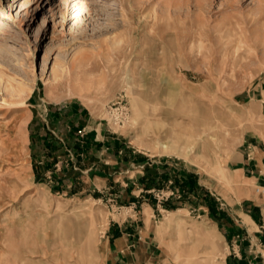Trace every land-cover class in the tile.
<instances>
[{"label":"rangeland","instance_id":"obj_1","mask_svg":"<svg viewBox=\"0 0 264 264\" xmlns=\"http://www.w3.org/2000/svg\"><path fill=\"white\" fill-rule=\"evenodd\" d=\"M261 2L0 0V264H109L114 225L131 235L125 264H225L230 247L205 197L139 185V203L130 202L127 179L104 184L80 172L66 187L53 173L84 159L134 180L148 161L168 159L228 184L223 169L246 122L236 94L264 77ZM246 13L253 20L242 30L214 29ZM164 130L192 138L164 148L154 134ZM31 131L56 148L38 175L33 162L47 154L32 147ZM89 135L101 146L77 155L73 142ZM257 245L264 250L248 247Z\"/></svg>","mask_w":264,"mask_h":264},{"label":"crops","instance_id":"obj_2","mask_svg":"<svg viewBox=\"0 0 264 264\" xmlns=\"http://www.w3.org/2000/svg\"><path fill=\"white\" fill-rule=\"evenodd\" d=\"M236 96L235 101L244 104L246 122L241 136L238 137L236 144L228 153L223 169L228 177V184L214 174H207L198 169L184 166L176 167L177 163L168 159L163 161L153 159L150 161L151 163L148 161L144 167L145 176H143V170L136 169L135 173L138 172L139 176H134V180L131 178L132 175L128 173L129 170L120 171L121 176H116L113 175L115 172L109 170L108 167H105L108 170L97 166L86 167L85 164H82L83 162L86 163L85 160L79 159L77 161L79 168L65 170L64 174L61 175L58 172L53 173L55 183L69 187L71 181L77 180L79 173L82 172L87 174V178L90 174H94V178L101 180L104 184L108 182L118 185L115 183H120L117 182L120 178L127 179L128 182L125 185H133L131 194L126 195L128 201L131 199L130 202L139 203L140 200L136 197L142 188L138 189V193L134 191V188L139 185L152 189H164L169 186L179 188L186 199L194 194L205 197L204 205L210 209V214L217 221L216 225L223 228V237L230 247L225 258V264H264V250H260V245H257L255 250L253 246L248 247L250 243L264 242V235L257 234V230H255V226L259 222L260 209L264 206V189L263 192H259V188H264V77L252 78L248 89L243 93L236 94ZM47 142L49 141L47 140ZM51 143L53 144V142ZM73 143L78 146L76 154L78 155L82 150L86 157L92 148L97 150L101 146V142L96 141L91 135L86 138L82 146L76 142ZM49 147L51 145L47 149L43 148L46 154ZM115 148H118L117 144H115ZM93 156H95L94 153ZM122 157L127 159L128 155L118 157L116 155L110 160L116 163L115 158L122 160ZM50 159L52 156L49 155H45L43 159L40 157L37 162L41 164L39 169L43 168V165H50L51 169ZM71 172L72 174H69ZM84 174H82L83 177ZM196 174H199L198 178ZM144 180H148V182L145 184L143 183ZM170 180L175 181L176 184L169 185L168 181ZM151 188H145L144 192ZM53 189L58 192V186ZM125 192L127 193V191ZM221 202L223 206H220ZM168 203H171L170 200H167ZM131 222L132 220L126 222L123 227L131 224ZM121 227V225H114L109 231V237H111L108 243L111 256L109 264H125L124 260L129 261L131 235L127 233L129 232L127 230H125L127 232H120ZM255 231L256 233H254ZM114 232H116V236ZM233 248L234 250L239 249V252L234 253L231 251Z\"/></svg>","mask_w":264,"mask_h":264},{"label":"bare ground","instance_id":"obj_3","mask_svg":"<svg viewBox=\"0 0 264 264\" xmlns=\"http://www.w3.org/2000/svg\"><path fill=\"white\" fill-rule=\"evenodd\" d=\"M261 5H262V2H261ZM262 6L264 7V4ZM208 7L209 8L207 11L210 12L211 4H208ZM97 10H99V8H97ZM254 19H256V18H254ZM252 20H253L252 14L246 13L245 15H243V18L241 19V21H239V22L238 21L223 22L222 24H220L218 26H214V29L217 30L218 32H222L224 34H232L235 30H242L243 27H245V24L248 21H252ZM248 47H250V46H248ZM176 56H177V60L181 62L182 58H181L180 54L176 53ZM179 131H182V130H179ZM154 134H155V139H156L155 142L162 144V146L164 148H168L169 147L168 143L171 141H174L176 143H182V145L188 146L187 143L190 141V138H192V137L188 136L185 131H183L181 133V135H179V134L173 135L172 133H170L169 131H166V130H164V132L163 131H157V132H154ZM224 175L226 176V174H224Z\"/></svg>","mask_w":264,"mask_h":264},{"label":"trees","instance_id":"obj_4","mask_svg":"<svg viewBox=\"0 0 264 264\" xmlns=\"http://www.w3.org/2000/svg\"><path fill=\"white\" fill-rule=\"evenodd\" d=\"M30 124H31V122H30ZM30 124H29V126H30ZM30 138H31V145H32V147H34V146L37 145L36 147H39V148H42V149L43 148H46L47 149L48 146H50L49 145L50 143L47 142V134L46 133L45 134H40L39 131H31L30 132ZM31 149L33 150V148H31ZM54 149H56V148H54V147L51 148L50 147V150L47 152V155L53 156L52 153H53ZM32 154L34 155V153H32ZM53 157H52V160L54 162L55 161V156H53ZM38 168H39V166L36 164V162H33V169H34L35 175H38L39 174ZM165 207L171 208V206L170 207L169 206H165Z\"/></svg>","mask_w":264,"mask_h":264},{"label":"built area","instance_id":"obj_5","mask_svg":"<svg viewBox=\"0 0 264 264\" xmlns=\"http://www.w3.org/2000/svg\"><path fill=\"white\" fill-rule=\"evenodd\" d=\"M262 211H264V208L262 209Z\"/></svg>","mask_w":264,"mask_h":264}]
</instances>
